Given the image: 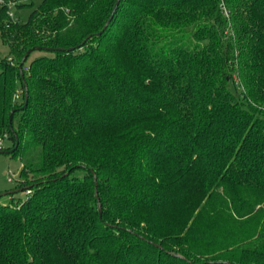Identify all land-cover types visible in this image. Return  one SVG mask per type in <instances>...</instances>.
<instances>
[{
	"label": "trees",
	"instance_id": "16d2710c",
	"mask_svg": "<svg viewBox=\"0 0 264 264\" xmlns=\"http://www.w3.org/2000/svg\"><path fill=\"white\" fill-rule=\"evenodd\" d=\"M115 2L0 6V264H264V0Z\"/></svg>",
	"mask_w": 264,
	"mask_h": 264
},
{
	"label": "rangeland",
	"instance_id": "374dc122",
	"mask_svg": "<svg viewBox=\"0 0 264 264\" xmlns=\"http://www.w3.org/2000/svg\"><path fill=\"white\" fill-rule=\"evenodd\" d=\"M42 0H18L15 5L11 7V12L17 21H25L33 8L37 7ZM22 4V6H20ZM32 4V5H31ZM46 54L44 51L36 50L30 54L29 60ZM8 55V47L2 43L0 37V58H4ZM28 60V61H29ZM5 146H9V141H4ZM23 159L19 156L14 157L8 153H0V202L9 203L12 197L24 198L26 194L22 191H17L13 195L8 192H12L17 187V182L20 179L19 172L22 167ZM76 174L81 175L82 172L76 171ZM11 178V181L8 180Z\"/></svg>",
	"mask_w": 264,
	"mask_h": 264
},
{
	"label": "built area",
	"instance_id": "2783aa9c",
	"mask_svg": "<svg viewBox=\"0 0 264 264\" xmlns=\"http://www.w3.org/2000/svg\"><path fill=\"white\" fill-rule=\"evenodd\" d=\"M18 0H0V6L5 5L7 9V13L10 17L13 16V13L11 12V7L17 3ZM1 145V141H0ZM9 181H11V178H8Z\"/></svg>",
	"mask_w": 264,
	"mask_h": 264
},
{
	"label": "water",
	"instance_id": "95a60500",
	"mask_svg": "<svg viewBox=\"0 0 264 264\" xmlns=\"http://www.w3.org/2000/svg\"><path fill=\"white\" fill-rule=\"evenodd\" d=\"M119 2H120V0H116V2H115V4H114V7H113V10H112V13H111V15H110V19H111V17H112V15H113V13H114V11L116 10V8H117V6H118V4H119ZM109 19V20H110ZM109 20L107 21V23L109 22ZM107 23H106V25H107ZM105 25V26H106ZM104 26V27H105ZM26 56H27V54L23 57V60L26 58ZM23 60L21 61V63H20V67L22 66V62H23ZM26 98H25V103H24V105H23V107H25V105H26V101H27V93H26V96H25ZM11 115H12V113L10 114V116H9V119H11ZM96 178H94V180H95ZM95 186H96V183H95ZM95 192H96V194H97V190L95 189ZM1 195V194H0ZM98 209H99V213L101 214V207H100V204H98Z\"/></svg>",
	"mask_w": 264,
	"mask_h": 264
}]
</instances>
